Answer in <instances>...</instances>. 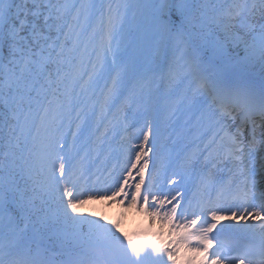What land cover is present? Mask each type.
Returning a JSON list of instances; mask_svg holds the SVG:
<instances>
[{
  "label": "snow or ice",
  "instance_id": "obj_1",
  "mask_svg": "<svg viewBox=\"0 0 264 264\" xmlns=\"http://www.w3.org/2000/svg\"><path fill=\"white\" fill-rule=\"evenodd\" d=\"M0 264H264V0H0Z\"/></svg>",
  "mask_w": 264,
  "mask_h": 264
},
{
  "label": "rangeland",
  "instance_id": "obj_2",
  "mask_svg": "<svg viewBox=\"0 0 264 264\" xmlns=\"http://www.w3.org/2000/svg\"><path fill=\"white\" fill-rule=\"evenodd\" d=\"M259 70V69H258ZM108 202V204H110V203H112V204H110L111 205V207H107L109 210L108 211H106L107 212V216L108 215H110V214H113L114 212H115V210H116V208L117 207H119V209L114 213L115 214V216L116 215H121L120 214V212H122L123 213V211L125 210V205L124 204H120V203H117V204H119V205H117L116 204V202H112V201H110V200H108L107 201ZM113 204L115 205V206H113ZM109 206V205H108ZM83 208H87L89 211H91V212H93V211H97L96 210V208H92V206L90 205V201L88 202V203H86V204H84L83 206H82ZM101 209H103V208H99V210L98 211H101ZM119 212V213H118ZM125 219V220H124ZM122 218V220L124 221V222H127V221H129V219L130 218H128V217H125V218Z\"/></svg>",
  "mask_w": 264,
  "mask_h": 264
}]
</instances>
